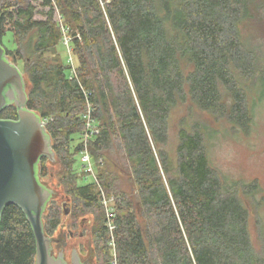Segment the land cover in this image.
Listing matches in <instances>:
<instances>
[{
    "label": "trees",
    "instance_id": "1",
    "mask_svg": "<svg viewBox=\"0 0 264 264\" xmlns=\"http://www.w3.org/2000/svg\"><path fill=\"white\" fill-rule=\"evenodd\" d=\"M65 38L74 66L60 52ZM0 40L52 138L70 217L95 215L97 264H264L240 188L210 164L207 143L210 122L251 126L249 87H264V0H7ZM87 112L100 129L88 150L114 197L113 237L100 191L75 169ZM1 118L18 119L16 107ZM3 213L0 264H35L23 211ZM43 220L53 236L62 222L53 201Z\"/></svg>",
    "mask_w": 264,
    "mask_h": 264
},
{
    "label": "rangeland",
    "instance_id": "2",
    "mask_svg": "<svg viewBox=\"0 0 264 264\" xmlns=\"http://www.w3.org/2000/svg\"><path fill=\"white\" fill-rule=\"evenodd\" d=\"M7 0H0V6ZM21 7H26L32 0H11ZM40 18V16H38ZM4 46L14 49L12 33L7 34L3 39ZM65 46V45H64ZM60 52L69 64V51L60 47ZM12 62V61H11ZM13 63V62H12ZM14 64V63H13ZM23 74V73H22ZM24 75V74H23ZM25 77V75H24ZM26 78V77H25ZM26 80V79H25ZM264 87L258 84L256 87H249V100L254 107L251 126L247 130L233 128L224 119L218 122H210L207 130V143L209 146L210 164L216 168L228 185H238L242 199L247 206L250 219L249 227L251 238L255 248L261 250L264 246ZM97 128V127H96ZM97 131H100L97 128ZM89 143V140H87ZM74 142L73 145H76ZM85 146L84 135L80 141ZM82 148V149H83ZM82 151H80L76 163V173L79 184L84 182L94 183L100 191V201L106 215V226L112 236L114 227L110 224V217L114 213V197L109 196L101 186L98 176V166L101 161L96 162L91 156L93 171H86L82 162ZM90 153V151H89ZM47 175L41 179L50 189L55 192L53 202L59 206L62 213V222L51 238L62 239L63 233L72 230L76 237L69 240V254L72 249L81 252L83 258L92 255V264H97L98 258L95 252L93 241V228L96 223L95 215L88 214L80 217L75 222L68 212L72 211V203L66 193L61 166L47 161ZM96 178V180H95ZM100 186V187H99ZM245 190V191H244ZM76 224V226H73ZM80 234L82 237L80 238ZM48 236V235H47ZM113 237V236H112ZM112 241V240H111ZM109 250L114 259V250L109 242ZM56 252V251H53ZM58 253V252H56ZM56 253L54 255H56ZM85 256V257H84ZM114 262V261H113ZM114 264V263H113Z\"/></svg>",
    "mask_w": 264,
    "mask_h": 264
},
{
    "label": "water",
    "instance_id": "3",
    "mask_svg": "<svg viewBox=\"0 0 264 264\" xmlns=\"http://www.w3.org/2000/svg\"><path fill=\"white\" fill-rule=\"evenodd\" d=\"M27 103V81L0 40V223L4 209L16 205L34 233L35 264H84L77 250L71 263L63 252L55 256L54 240L45 232L43 215L55 192L42 182L40 163L45 158L55 164L57 159L42 118ZM11 105L16 107L18 119H2L1 113Z\"/></svg>",
    "mask_w": 264,
    "mask_h": 264
},
{
    "label": "built area",
    "instance_id": "4",
    "mask_svg": "<svg viewBox=\"0 0 264 264\" xmlns=\"http://www.w3.org/2000/svg\"><path fill=\"white\" fill-rule=\"evenodd\" d=\"M69 41L70 40L68 38H65L64 44L69 51V58H68L69 64H71V66H74V61H73V58L71 56V51H70V48L68 45ZM73 73L75 74L74 69H73ZM85 119H86V126H87L86 129L88 132L84 135L85 146H84L83 151H82V162H83V166L86 168V171L92 172L93 166H92V162H91V156H90V153L88 150V143H87L88 141L87 140H89L90 137L97 135L99 133V131H97V128L94 124V121L91 120L90 112L86 113ZM95 180H96V178H95ZM112 245H114V244H112Z\"/></svg>",
    "mask_w": 264,
    "mask_h": 264
},
{
    "label": "flooded vegetation",
    "instance_id": "5",
    "mask_svg": "<svg viewBox=\"0 0 264 264\" xmlns=\"http://www.w3.org/2000/svg\"><path fill=\"white\" fill-rule=\"evenodd\" d=\"M68 214H69V212H68ZM74 237H76V236H75V234H74V232L72 230L68 231V233H63L62 234V239H57V238L53 237L52 238L54 240L53 244H52L53 251L58 252V253L53 252V254L56 253L55 256H58L59 253L63 252L65 254V259L67 260V262L71 263L72 253H73L74 250H77V249H75V248L72 249V251H70L69 254L67 253V250H68L69 245H70L69 240L70 239H74ZM81 237H82V234H80V238ZM79 255L81 257V261L84 264H92L91 262H92L93 257H92L91 254L90 255H86V259L83 258V256L81 255V252H79Z\"/></svg>",
    "mask_w": 264,
    "mask_h": 264
}]
</instances>
